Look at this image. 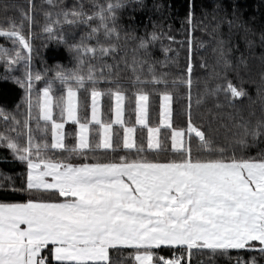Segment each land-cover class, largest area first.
I'll return each instance as SVG.
<instances>
[{
  "label": "snow or ice",
  "instance_id": "snow-or-ice-1",
  "mask_svg": "<svg viewBox=\"0 0 264 264\" xmlns=\"http://www.w3.org/2000/svg\"><path fill=\"white\" fill-rule=\"evenodd\" d=\"M53 2L48 0L49 4ZM9 6L5 4L4 9ZM121 6L122 0L96 5L93 16L99 24L95 27L89 23L92 17L83 5L79 11L63 12L69 24L84 23L89 28L79 43L57 37L74 52L71 68L57 65L55 70H32V46L24 31V19L19 24L12 21L7 29L0 27V36L9 38L12 44L0 45V61L12 67L23 60L24 72L15 79L26 91L23 121L0 108V119L12 125L7 128L8 133L16 132L15 137L0 132V143L26 163L21 191L28 194L24 202H0V264H52L44 255L46 248L56 264H105L110 260L109 250L121 246L134 249L138 264H181L183 257L158 255L154 249L160 246H178L189 254L195 247L221 255L233 249H258L264 255V155L244 156L234 147L221 146L208 134V128L202 129L192 119V105L198 107L200 98L198 94L192 100L190 62L169 79L168 73L157 74L154 64L166 63L171 57L151 64L134 58L131 66L124 59L125 67L132 72L127 83L135 87L134 95L138 98L137 124L148 125L150 94L162 97L161 123L170 130V147L164 148L169 141L168 136L161 139L160 125L147 127L146 145L143 140L137 142L134 127L125 125L122 100L127 89L125 81L112 72L121 63L116 58L119 46L114 42L120 39L117 10ZM23 16L28 18L27 13ZM228 23L231 25L232 21ZM44 31L53 33V28L48 25ZM101 31L106 44L97 35ZM162 36L163 33L153 31L150 38L147 34L133 38L139 40L137 47L150 56V46ZM93 37L95 47L85 43ZM223 44L224 41L219 42L218 51L226 69L230 61ZM97 50L101 57L108 54L113 58V64L105 65L107 73L97 72L95 65L85 59V54L95 56ZM169 51L164 48L165 53ZM220 75L223 82L206 89V93L223 92L230 102L248 95L242 82L240 86L233 84L226 71ZM101 81L106 85L103 93L115 95V123L123 127V136L115 141L112 122L105 123L98 116ZM181 87L185 89L187 121L186 127L177 128L172 104ZM259 90L264 92V74ZM89 95L91 119L85 115L81 122L78 112L81 104L87 110ZM33 115L40 140L33 138ZM68 121L79 126L78 139L70 145L66 144L63 132ZM93 121L102 127V138L90 140L89 125ZM21 126L28 130L26 140L18 130ZM241 127L245 135L264 134V119L251 128L247 124ZM191 134L197 138L195 146ZM239 143L244 144L243 138ZM117 149L135 152L118 155ZM148 150L153 152L151 157L141 154ZM164 151H172L173 155L161 157L159 153ZM237 264L248 262L238 257ZM251 264H257L254 256Z\"/></svg>",
  "mask_w": 264,
  "mask_h": 264
},
{
  "label": "trees",
  "instance_id": "trees-1",
  "mask_svg": "<svg viewBox=\"0 0 264 264\" xmlns=\"http://www.w3.org/2000/svg\"><path fill=\"white\" fill-rule=\"evenodd\" d=\"M108 2L109 0H54L53 4H49L48 0H0V27L7 29L12 21L19 24L24 19V31L32 46L30 61L32 70L41 71L46 68L55 70L57 65L71 68L75 63L74 52L57 37H62L68 43H79L89 28L84 23L69 24L65 21L63 12L79 11V6L83 5L84 10L92 17L89 23L95 27L99 24L98 18L93 16L96 5ZM5 4L10 6L4 9ZM23 13H27L28 18H24ZM68 19L71 20L72 16L70 15ZM57 20L60 23H56ZM228 21H232V24L230 25ZM48 25L52 26L53 33L44 31ZM117 30L120 32V39L114 42L119 46L116 58L121 60V63L118 67H113L112 72L117 73L119 78L125 81L124 87L127 90L124 92V122L126 126L135 127L134 136L138 143L143 140L146 145L147 127L161 124L162 97L150 94L148 125H138L136 110L138 98L134 95L136 89L127 83L132 77V72L125 67L123 60L126 59L131 66L134 58L137 61L145 59L151 64L153 61L163 62L168 56L172 59L166 63H155L154 68L157 74H170L169 79L184 70L189 62L193 65L192 100L194 102L199 94L200 104L197 107L193 103L192 119L201 125L202 129L208 128V134L221 146L228 149L234 147L244 156L264 155V134L255 137L250 133L245 135V130L241 127L247 124L251 128L257 121L264 119V92L259 90L264 74V0H122V6L117 10ZM153 31L163 33V36L150 46L149 56L137 47L139 40L133 37L144 38L147 34L150 38ZM97 35L102 43H107L102 31ZM220 41H224L225 55L230 61L226 69L218 51ZM85 43L95 47L96 39L95 37L87 39ZM0 45L12 47L11 40L4 36H0ZM164 48H169L170 51L165 53ZM85 59L95 65L97 72L104 73L109 71L105 65L114 62L111 55L101 57L98 50L95 56L92 53L85 54ZM148 64L144 65L146 76ZM24 67L23 60L12 67L0 61V108L16 114L17 119L21 121L26 110V91L21 84L16 83L15 77L22 76ZM225 71L233 84L240 86L242 82L247 96L235 98L230 102L223 92L217 95L206 93V89H213L216 84L223 82L220 74ZM105 86L101 81L100 90L102 91ZM114 107L115 95L109 97L102 91L103 122L113 121ZM172 108L174 126L186 127L187 116L184 113L187 109L183 87L177 90ZM177 111L181 114L177 115ZM78 114L81 122H84L85 115L91 119L90 95L87 110L85 111V106L81 104ZM9 126L12 125L5 124L4 120L0 119V132L15 137V131L8 133ZM31 126L34 140H40L41 133L35 128L34 115ZM18 130L23 132L26 140L27 128L21 126ZM112 130L114 141L124 134L121 125L114 124ZM160 131L161 139L168 136L169 142L164 144V148L168 149L170 130L162 128ZM77 134V124L67 122L66 144L70 145L78 139ZM191 135L192 144L195 146L197 138L194 134ZM89 137L90 140L101 137L100 125L90 124ZM241 138L244 144L239 143ZM48 139L51 141V136ZM134 152L135 150L128 152L117 149L116 154L132 155ZM141 154L151 157L153 152L148 150ZM159 155L170 158L173 153L164 151ZM73 161L77 162L75 156ZM25 180L26 163L19 160L5 144L0 143V202H24L28 198V194L21 191ZM35 195L38 196L40 193ZM154 251L166 258L183 257L181 264H237L238 257L251 264L253 256L257 264H264V255H261L258 249L255 251L233 249L223 255L195 247L190 254L181 247L172 246H160ZM133 253L134 249L130 246H121L118 250L110 249V260L105 264H137ZM44 255L48 256L52 264H56L54 257L48 255L47 248Z\"/></svg>",
  "mask_w": 264,
  "mask_h": 264
},
{
  "label": "rangeland",
  "instance_id": "rangeland-1",
  "mask_svg": "<svg viewBox=\"0 0 264 264\" xmlns=\"http://www.w3.org/2000/svg\"><path fill=\"white\" fill-rule=\"evenodd\" d=\"M97 103H98V116H99V119L102 120L101 96L99 97ZM162 105H163V100H162ZM115 109H116V99H115V107H114V115H113L112 126H113L114 124H116V123H115V119H116ZM122 109H123V116H122V118H123V120H124V99L122 100ZM162 112H163V108H162ZM162 120H163V115H162V119H161V121H162ZM68 122H72V123H74L73 121H68ZM92 123H95V122L93 121ZM66 124H67V123H65V125H66ZM138 125H139V124H138ZM142 126H143V125H142ZM128 127H134V126H128ZM77 128H78V131H79V126H78V125H77ZM134 128H135V127H134ZM162 128H166V127L163 126L162 123H161V124H160V130H161ZM89 129H90V125H89ZM100 131H101V138H102V135H103V129H102L101 126H100ZM63 132H64V134H65V126H64ZM112 132H113V130L111 129V134H112ZM89 134H90V130H89ZM134 134H135V133H134ZM22 227H23V225H22ZM258 243H259V242H257V244H258ZM172 247H178V246H172ZM176 257H177V256H176ZM137 264H138V261H137Z\"/></svg>",
  "mask_w": 264,
  "mask_h": 264
}]
</instances>
